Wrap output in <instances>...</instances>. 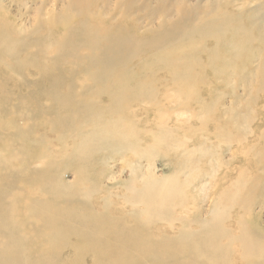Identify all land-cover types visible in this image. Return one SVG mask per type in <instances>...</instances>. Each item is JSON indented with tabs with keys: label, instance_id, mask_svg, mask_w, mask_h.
Returning a JSON list of instances; mask_svg holds the SVG:
<instances>
[{
	"label": "rangeland",
	"instance_id": "rangeland-1",
	"mask_svg": "<svg viewBox=\"0 0 264 264\" xmlns=\"http://www.w3.org/2000/svg\"><path fill=\"white\" fill-rule=\"evenodd\" d=\"M164 1L0 0V192L25 194L9 216L38 264H264V0ZM117 34L121 104L97 65Z\"/></svg>",
	"mask_w": 264,
	"mask_h": 264
},
{
	"label": "bare ground",
	"instance_id": "bare-ground-1",
	"mask_svg": "<svg viewBox=\"0 0 264 264\" xmlns=\"http://www.w3.org/2000/svg\"><path fill=\"white\" fill-rule=\"evenodd\" d=\"M174 1L177 4V3H180L181 0H174ZM164 4H165V1H164ZM71 6H72L71 8L73 11L76 12L78 10L77 3H73L71 4ZM69 21L71 22V20ZM106 38L107 36L104 35L100 37L99 40L103 41ZM111 41H112V48L108 47L102 53V55L104 56L97 55L98 57L103 58L102 60H99L97 62V65L100 68V70L104 71V74L98 76V78L99 79L106 78L112 84L115 85V87L117 88V93H116L117 95H116L115 101L117 104H121L122 102H124L125 99L126 101L128 99V92H127V89H125L126 87L125 84H129V80L127 79L128 78L127 73L129 69V58L135 55V53H131L135 47V43L128 37L121 35V34L114 35L111 38ZM155 45L157 47L162 48L164 45V42L163 40H161V43H156ZM131 95L132 97L137 98V95L135 92H131ZM57 103L59 104L58 105L59 108L61 104H63V102H60V101H57ZM91 106H92L91 102L87 101L84 103V110L86 111L87 114L92 112ZM82 111H83V107L81 105H72L69 107L70 117H75L78 114H80ZM127 126L131 127L132 123H129ZM98 128H99L100 140H105L107 147L111 146L110 140H124L123 137L127 136V131L125 129H122L121 126L117 123H112L109 126L99 125ZM25 133L23 135H25ZM142 140L143 139L141 137L140 138L138 137L135 141L141 144L144 141ZM156 140H159V138ZM30 147H31L30 142H27L26 144L23 145V149L25 151H28ZM140 147L141 146H139L138 148ZM38 157L42 160L40 161L42 164L45 165L48 162V157L45 154H39ZM19 159L20 157L10 158L6 156L3 158V161L7 164H13ZM33 165L35 169L33 168L32 169L33 171H32L31 167H33ZM27 170L29 174L35 176L40 172L39 164L29 163L27 166ZM14 173L15 172L11 170V174L13 175ZM19 180L20 178L13 176L10 179V184H15ZM150 187L157 191L155 201L158 198H161L162 206H165V203L168 202L170 199L180 196L183 190V187L181 186L177 187L176 189L170 186H165V187L150 186ZM55 190H62L67 197H70L74 193L75 188L73 184H68L65 186L61 185V187H56ZM24 195H25L24 193L19 192L13 196L12 202L14 201V205L12 207V210L9 211L10 201L8 199V196L0 192V264H38L39 263L36 255L33 252L28 251L27 248L25 247V235H22L20 237L18 236L19 230L17 229V226L19 224L13 219V218L17 219L21 215L17 209L16 201L23 198ZM142 196L144 199L150 200L153 197V192H146ZM155 201L152 203V205L148 209L149 214L152 211ZM5 206H9V207L6 210H4ZM9 214H11L13 218H11ZM83 221H84L83 218H81L80 222L82 223ZM11 229L13 230V233L9 234L7 239H2L1 234L7 230L8 232H11ZM47 240L49 241L50 238H47ZM85 240H86V237H82L80 242L84 243ZM32 242H35L39 245V240L37 237L33 238ZM46 244H50V242H47L44 240V245ZM246 245L247 247L250 246L249 243H247Z\"/></svg>",
	"mask_w": 264,
	"mask_h": 264
}]
</instances>
